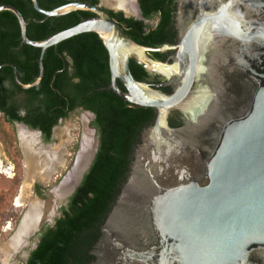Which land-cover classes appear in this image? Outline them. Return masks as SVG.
<instances>
[{
  "label": "water",
  "instance_id": "obj_1",
  "mask_svg": "<svg viewBox=\"0 0 264 264\" xmlns=\"http://www.w3.org/2000/svg\"><path fill=\"white\" fill-rule=\"evenodd\" d=\"M29 1L45 17L77 10L96 16L33 41L27 38L21 13L0 5V12L15 16L21 43L39 49L38 74L31 83H20L14 66L3 64L13 69L16 85L27 90L40 83L47 48L94 33L107 52L112 92L130 105L155 112L153 124L142 130L133 148L127 178L99 228L89 264H264V0H179L181 33L170 64L146 55L169 47L133 41L104 9L105 0L98 5L72 1L51 10ZM129 61L173 77V92L164 94L134 79ZM200 72L206 83L195 94L190 88ZM171 110L186 117L182 126H169ZM83 115L92 135H81L73 164L46 190V198L31 199L26 206L3 243L10 249L8 264L18 255L26 261L37 242L35 235L55 222L89 169L98 139L89 125L95 115ZM15 126L40 137L37 129ZM85 139L89 151L78 165ZM39 146L50 149V144ZM34 205L43 210L15 244Z\"/></svg>",
  "mask_w": 264,
  "mask_h": 264
},
{
  "label": "trees",
  "instance_id": "obj_2",
  "mask_svg": "<svg viewBox=\"0 0 264 264\" xmlns=\"http://www.w3.org/2000/svg\"><path fill=\"white\" fill-rule=\"evenodd\" d=\"M39 7L51 10L60 5L82 1L97 4L98 0H36ZM143 18L159 15L154 29L145 31L142 21L127 19L120 12L109 15L136 43L157 47L171 23L173 0H138ZM0 5L15 7L27 22L26 35L41 41L89 18L87 11H72L59 17H45L36 12L29 0H0ZM83 47L86 48L83 54ZM97 57L93 56V50ZM93 48V49H92ZM39 49L22 44L19 26L9 11L0 12V115L3 122H12L38 129L48 140L59 119L82 108L95 117L98 147L94 159L80 184L60 208V216L40 232L38 242L23 264H89V250L96 241L99 228L125 182L137 134L153 117V109L129 105L106 86L109 82L107 54L94 33H84L47 48L44 52L43 76L40 83L23 90L15 84L14 66L20 83L28 84L38 74ZM156 55V54H155ZM71 68L69 70L68 68ZM134 79L143 80L145 71L130 63ZM101 88V89H100ZM20 112L24 115L20 116ZM3 136L7 150L18 155L15 135ZM5 141V140H4ZM0 196V216L9 200Z\"/></svg>",
  "mask_w": 264,
  "mask_h": 264
},
{
  "label": "rangeland",
  "instance_id": "obj_3",
  "mask_svg": "<svg viewBox=\"0 0 264 264\" xmlns=\"http://www.w3.org/2000/svg\"><path fill=\"white\" fill-rule=\"evenodd\" d=\"M101 1V0H100ZM126 1V0H121ZM134 4L135 0H131ZM102 5L108 9L114 10L118 3L116 0H105V2H101ZM88 122V118L82 114H79L77 112L71 114L68 118H66L64 121H62L53 132V139L49 143L50 144V150L59 152V159L61 158L63 161L64 166L59 167L57 169V173L52 176V178L49 179L47 182L39 181V183H34L32 181V184L29 188L28 195L29 200L26 201V203L21 206L17 207L14 205L15 198L19 192V189L21 187L22 182L24 181L25 176V165H24V159H23V153L20 146V139L19 136H16L15 132V126H10L3 122L0 115V145L2 147L3 153L7 159V164L4 166L0 165V196H4V200H9V206L5 208V210L2 212L0 216V242L7 241L12 233L14 232L17 223L19 221V218L21 214L26 209V206L31 202V199L35 198H46V190L52 188L57 182L58 179H61L63 175L67 172V170L71 167L73 164L78 148H79V142L81 135L83 133L88 134L91 136L92 134L89 132V130L86 127V124ZM89 121V125H90ZM13 133L15 135V146L18 151V155L16 158H14L12 155L13 153L9 152L10 150H7L8 142L7 140H3V136H6L7 134L11 133V130H13ZM18 138V139H17ZM39 145V143H38ZM66 152V153H65ZM64 155H63V154ZM36 184H38V188L41 192L38 194L35 192ZM9 225L10 229L6 230V227ZM31 243H29L28 246L24 248L27 249ZM22 258L20 256H16V258L10 263V264H22ZM1 264H8L7 260Z\"/></svg>",
  "mask_w": 264,
  "mask_h": 264
},
{
  "label": "flooded vegetation",
  "instance_id": "obj_4",
  "mask_svg": "<svg viewBox=\"0 0 264 264\" xmlns=\"http://www.w3.org/2000/svg\"><path fill=\"white\" fill-rule=\"evenodd\" d=\"M178 1L179 0H173V9H172V14H171V23H169L168 27L165 29V31L163 32L161 38H160V44L159 46H157V48H160V47H169V49H163L161 51H158V52H154V53H150V52H146V55L148 57H150L151 59L153 60H156V61H159L161 63H167V64H170L172 62V58L174 57L175 55V52H176V46L179 42V38H180V33H181V27L178 25V20H177V12H178ZM100 4V0H98L97 4H94V5H98ZM132 6H133V10L128 14L122 7L118 6L116 7L114 10L112 9H108L106 7H104V9L107 11V13L109 14V11H112L114 13H117V12H120L122 14V16L124 18H127V19H132V20H135V21H142L143 24L145 25V28L144 30L145 31H148L150 29H154L155 27H157L159 21H160V18H159V15L155 14L152 18H149V19H145L143 18L142 16V13H141V9H140V6H139V3H138V0H135L134 1V4L132 3ZM92 15L89 17V18H93L95 17L96 15H94L93 13H91ZM110 16V15H109ZM111 17V16H110ZM89 18H86V19H89ZM113 19V18H112ZM85 20V19H83ZM114 20V19H113ZM115 21V20H114ZM116 22V21H115ZM117 23V22H116ZM118 24V23H117ZM119 25V24H118ZM120 26V25H119ZM123 29L124 27L121 26ZM98 38V37H97ZM99 39V38H98ZM133 40V39H132ZM99 41L101 42V40L99 39ZM134 41V40H133ZM101 45H102V42H101ZM103 46V45H102ZM104 48V47H103ZM93 49V48H92ZM105 49V48H104ZM83 51V54H85V51H86V48L83 47L82 49ZM106 52V50H105ZM107 54V52H106ZM156 54V55H155ZM93 56L94 57H97V52L95 50V47H94V50H93ZM130 63L134 64V65H137L135 62L133 61H129V69H130ZM107 64H108V56H107ZM139 66V65H137ZM140 67V66H139ZM141 68V67H140ZM69 70H71L70 66L68 68ZM143 69V68H142ZM144 70V69H143ZM145 73H146V76L143 80H138V81H142V82H145L149 85H152L154 86L157 90H159L161 93H164V94H171L173 92V86H174V82H172L173 80V77H169V78H165L159 74H155V73H150L146 70H144ZM109 72V71H108ZM131 72V71H130ZM206 83V80H205V77H204V74L203 73H199L198 75H196L194 78H193V81H192V84H191V92H195V94L200 91L202 88V85ZM16 84V83H15ZM117 85L118 87L121 89V90H124V87L122 86V84L117 81ZM18 86V85H17ZM101 89V88H100ZM106 89L107 90H111L109 88V82L106 86ZM112 91V90H111ZM114 94V93H113ZM128 104V103H127ZM130 105V104H129ZM134 106V105H133ZM79 113V114H82V113H85V112H90L88 110H85V109H82V108H78L76 111H73L71 113L68 114V116L66 118H68L71 114L73 113ZM154 112V110H153ZM92 113V112H90ZM24 114L22 112H20V116H23ZM65 118V119H66ZM65 119H59L58 120V123L57 125H55L54 127H52L51 129V134H50V137L48 140H45L44 136L42 135V133H40V137L37 139V143L41 142L43 144H49L52 139H53V132H54V129L62 122L64 121ZM154 119H155V112L153 114V117L151 119V121L146 125L144 126L141 130H140V133L137 134L136 136V139L134 141V145H133V148L137 145V143L139 142V137L141 135V132L144 128L146 127H149L150 125L153 124L154 122ZM94 120V118L91 119V122ZM185 120H186V117L179 111V110H171L167 116V121H168V124L169 126L171 127H180L182 126L184 123H185ZM90 122V123H91ZM15 123H19V122H12V125L15 126ZM19 124H23V123H19ZM25 125V124H23ZM27 126V125H25ZM16 127V126H15ZM28 127V126H27ZM92 127V126H91ZM95 128V127H93ZM28 129H30L28 127ZM96 129V128H95ZM30 130H34V129H30ZM38 130V129H37ZM18 129L17 127L15 128V132H16V136H19V133H18ZM96 137L98 139V135H97V130H96ZM18 139V138H17ZM20 139V138H19ZM97 147H98V144H97ZM59 152L57 153V157L59 159ZM60 160V159H59ZM60 179L57 180V182L59 181ZM55 182V184L57 183ZM35 192H37L38 194H40V196L42 195L39 188H38V184H36V187H35ZM60 212V211H59ZM60 214V213H59ZM60 216V215H59ZM46 226H51V225H43L42 228L39 230L38 234L35 235L36 239H37V242H38V238H39V235H40V232L43 228H45ZM99 235V234H98ZM33 238L30 239V243H32L33 241ZM37 242L35 243V245L37 244ZM90 251V250H89ZM29 255V254H28ZM90 255V254H89ZM91 256V255H90ZM28 257V256H27ZM92 257V256H91ZM27 259V258H26ZM93 259V258H92ZM91 259V261H92ZM23 261V260H22ZM90 261V262H91ZM89 262V263H90ZM23 263H25L23 261ZM22 263V264H23Z\"/></svg>",
  "mask_w": 264,
  "mask_h": 264
},
{
  "label": "bare ground",
  "instance_id": "obj_5",
  "mask_svg": "<svg viewBox=\"0 0 264 264\" xmlns=\"http://www.w3.org/2000/svg\"><path fill=\"white\" fill-rule=\"evenodd\" d=\"M128 14L133 10L132 1L126 0L117 2ZM132 13V12H131ZM20 146L23 153L24 165H25V176L24 181L21 184L19 192L15 198L14 205L17 207L23 206L27 200H29L28 191L35 178H39L40 181L47 182L56 173L59 167H63V161L57 157V151L45 149L38 145L37 138L34 134L28 133L19 129ZM90 141L85 139L82 144L83 155L79 158L78 165H82L86 153L89 151ZM66 153V152H65ZM63 154V153H62ZM64 155V154H63ZM7 164V159L3 153L0 145V165L4 166ZM35 211L28 216L27 221L22 225L20 233L15 238V244L18 243L20 235L28 230L29 226L32 225L33 221L40 216V210L43 208L33 206ZM33 218V219H32ZM9 225L6 230H9ZM9 247H6L3 242H0V264L7 260Z\"/></svg>",
  "mask_w": 264,
  "mask_h": 264
}]
</instances>
